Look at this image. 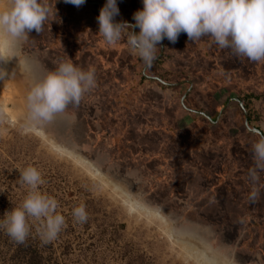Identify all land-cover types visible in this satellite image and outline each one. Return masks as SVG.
Instances as JSON below:
<instances>
[{"label":"rangeland","instance_id":"obj_1","mask_svg":"<svg viewBox=\"0 0 264 264\" xmlns=\"http://www.w3.org/2000/svg\"><path fill=\"white\" fill-rule=\"evenodd\" d=\"M89 2L107 0H56L41 57L35 31L18 43L3 36L12 76L0 80V219L26 196L19 170L32 165L66 223L49 243L35 227L23 244L0 229V264H198L200 254L217 264H264V172L255 202L248 179L260 136L239 103L253 94L252 125L264 133V61L181 33L158 45L160 64L146 65L126 39L104 42ZM117 6L116 21L134 24L143 0ZM57 30L66 37L52 41ZM67 61L94 68L96 86L51 122H31L29 91ZM80 204L84 224L72 216Z\"/></svg>","mask_w":264,"mask_h":264},{"label":"clouds","instance_id":"obj_2","mask_svg":"<svg viewBox=\"0 0 264 264\" xmlns=\"http://www.w3.org/2000/svg\"><path fill=\"white\" fill-rule=\"evenodd\" d=\"M64 3L80 7L85 0ZM57 12L56 0H8V6L0 8V36L6 35L15 43L27 41L31 32L41 34L47 24L56 20ZM119 14L117 0H107L97 17L99 34L109 46L126 39L130 51L146 65L157 59L161 51L158 45L165 38L175 44L181 33H186L190 41L209 37L237 58L264 61V0H143V9L133 15L134 24L116 21ZM8 61L10 57L0 48V80L12 76L4 66ZM95 86L94 68L82 69L70 61L61 62L29 91L28 119L41 124L51 122L69 105H79L85 93ZM252 149L255 163L248 171L252 184L249 199L255 202L261 194L259 174L264 172V135H260ZM19 173L27 194L18 206L5 212L0 229L23 244L35 227L41 240L49 243L62 231L65 216L58 211V201L40 190L45 181L37 167L29 165ZM72 216L75 222L86 223V205L75 207Z\"/></svg>","mask_w":264,"mask_h":264},{"label":"crops","instance_id":"obj_3","mask_svg":"<svg viewBox=\"0 0 264 264\" xmlns=\"http://www.w3.org/2000/svg\"><path fill=\"white\" fill-rule=\"evenodd\" d=\"M89 4H92L91 6H94L95 8H97V10L100 12V9L102 8V6L101 5H103L104 6V4H102L101 2H89ZM99 4H101V5H99ZM58 12H59V10H58ZM59 17V16H58ZM35 35H36V33H35ZM38 36H36L35 37V40H38V42H40L38 45L36 44V46H40L41 47V49H40V51H36V55H38V57H41L42 55H43V52H42V49H45L47 46H49V44H44L43 42H44V40L46 39V37L47 36H43V34H37ZM49 35H50V38H51V40L53 41L54 39L55 40H57V41H59L61 38H64V37H66L65 36V34L64 33H62L61 32V30H57V31H54V32H49ZM48 38V37H47ZM47 40V39H46ZM51 46H52V44H50ZM53 47V46H52ZM52 47H51V49H52ZM54 53H56V52H54ZM146 76V79H148V80H151V76H147V75H145ZM165 82V81H164ZM98 83H100L99 81H98ZM166 83H169V82H166ZM185 108V107H184Z\"/></svg>","mask_w":264,"mask_h":264},{"label":"trees","instance_id":"obj_4","mask_svg":"<svg viewBox=\"0 0 264 264\" xmlns=\"http://www.w3.org/2000/svg\"><path fill=\"white\" fill-rule=\"evenodd\" d=\"M163 60H162V58H160L158 61H157V64H160L161 62H162ZM161 80H163L162 78H160ZM163 81H165V80H163ZM166 82V81H165ZM253 97V94H250V95H245L244 96V98L242 99V101L244 102L243 103V106H244V108L246 109V111H247V117H248V122H249V126L252 128H255V126H253L252 125V121H253V119H252V116H253V111L251 110V104H252V101H251V99H253L252 98ZM257 128V127H256ZM257 129H259V128H257ZM34 261L33 262H30V264H35V258L33 259Z\"/></svg>","mask_w":264,"mask_h":264},{"label":"water","instance_id":"obj_5","mask_svg":"<svg viewBox=\"0 0 264 264\" xmlns=\"http://www.w3.org/2000/svg\"><path fill=\"white\" fill-rule=\"evenodd\" d=\"M99 5H101V4H99ZM102 7H103V5H101ZM134 31H136V29L134 30ZM161 51H163V47H162V49H161ZM159 57L160 56H158V58L157 59H159ZM156 59V60H157ZM156 60H154L153 61V63L154 62H156ZM152 63V64H153ZM151 64V65H152ZM150 66V65H149ZM152 79H154V80H157L158 82H160L161 84H164V85H166V86H175L176 84H173V83H166V82H164L163 80H161L160 78H158V77H152ZM238 101V100H237ZM240 103V106H241V108H242V110L244 111V113H245V116H246V120H245V122H246V126H247V128H248V130H250L251 132H253V133H255V134H257V135H264V133L260 130V129H257V128H251L250 126H249V122H248V117H247V111H246V109L244 108V106H243V103L242 102H239Z\"/></svg>","mask_w":264,"mask_h":264},{"label":"bare ground","instance_id":"obj_6","mask_svg":"<svg viewBox=\"0 0 264 264\" xmlns=\"http://www.w3.org/2000/svg\"><path fill=\"white\" fill-rule=\"evenodd\" d=\"M6 45H7V41L5 40V38L3 36H0V47L4 51H5ZM194 258H195V260L197 261L198 264H217V261H212L209 257H206L203 254L195 256Z\"/></svg>","mask_w":264,"mask_h":264}]
</instances>
